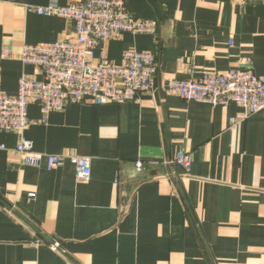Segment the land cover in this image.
Listing matches in <instances>:
<instances>
[{
  "label": "crops",
  "instance_id": "obj_1",
  "mask_svg": "<svg viewBox=\"0 0 264 264\" xmlns=\"http://www.w3.org/2000/svg\"><path fill=\"white\" fill-rule=\"evenodd\" d=\"M73 1L0 0V56L12 53L0 67L5 94H16L23 74L42 78L21 63L23 45L73 31L29 8ZM123 2L133 19L156 22V33L117 35L95 58L120 65L124 51L152 52L153 88L123 104L69 105L44 124L39 106L27 107L33 123L23 137L33 151L89 158L87 181L69 162L24 166L19 136L0 134V264H264V112L242 116L234 103L212 107L168 92L172 79L246 62L264 76V4ZM179 150L191 156L188 174L171 163Z\"/></svg>",
  "mask_w": 264,
  "mask_h": 264
},
{
  "label": "built area",
  "instance_id": "obj_2",
  "mask_svg": "<svg viewBox=\"0 0 264 264\" xmlns=\"http://www.w3.org/2000/svg\"><path fill=\"white\" fill-rule=\"evenodd\" d=\"M231 1L241 6L264 4V0ZM29 11L38 16L62 18L72 24L73 31L53 44L22 46L21 63L33 66L41 74V80L23 74L18 79L16 94L9 96L1 90L0 77V134L19 136L15 151L24 166L38 167L44 162L47 169H54L69 162L76 180L87 181L91 174L89 158L75 154L42 155L33 151L32 142L23 137L24 130L33 123L27 117V107L36 103L40 122L44 124L50 113L62 112L69 105L123 104L150 92L157 71L152 52L124 51L120 65L112 64L103 55L95 58V52L123 33L153 36L157 24L133 19L123 0H74L66 6L50 3ZM11 57V51L5 49L0 56V67L3 59ZM168 92L181 100L212 107L234 103L242 116L264 112V76H256L250 62L225 73L204 72L198 79H172ZM0 150H4L1 144ZM171 163L188 174L191 156L179 150ZM135 167L140 171L141 164L137 162ZM50 247L53 251L60 248L57 242Z\"/></svg>",
  "mask_w": 264,
  "mask_h": 264
}]
</instances>
